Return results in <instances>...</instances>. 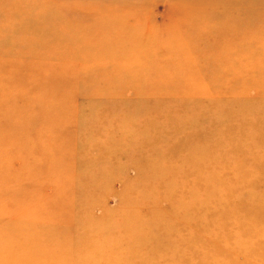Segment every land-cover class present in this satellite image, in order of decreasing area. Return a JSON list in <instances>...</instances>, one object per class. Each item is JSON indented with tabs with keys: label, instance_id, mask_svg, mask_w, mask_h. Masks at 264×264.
Returning a JSON list of instances; mask_svg holds the SVG:
<instances>
[{
	"label": "rangeland",
	"instance_id": "rangeland-1",
	"mask_svg": "<svg viewBox=\"0 0 264 264\" xmlns=\"http://www.w3.org/2000/svg\"><path fill=\"white\" fill-rule=\"evenodd\" d=\"M209 1L0 0V264H264V0Z\"/></svg>",
	"mask_w": 264,
	"mask_h": 264
},
{
	"label": "bare ground",
	"instance_id": "bare-ground-1",
	"mask_svg": "<svg viewBox=\"0 0 264 264\" xmlns=\"http://www.w3.org/2000/svg\"><path fill=\"white\" fill-rule=\"evenodd\" d=\"M204 5H205L204 7H207V8H204L202 6V9H199L197 7H199L200 5H197V4H194L191 6H189V5H187V6L184 5V6H185V8L189 9V13H187V14H190L192 18L194 17V15H195V17L198 18L199 15L202 14L205 16L208 15L213 20H219V19L223 18V17H221L223 15V11L233 12V11H231V10H233V8L230 5L225 6L223 4H213V2L211 0L209 2H205ZM243 5L244 4L239 5V6H235V10L236 11L241 10V9L244 10ZM204 11L207 14H205ZM261 14H264V12H261ZM193 21H195V20H193ZM209 28L210 27H207L206 30L203 28L202 30L205 32L211 33V35L213 34V36L215 38H221L222 37L219 33H216L217 32L216 25H214L211 28V30H209ZM112 40H113V42L110 44V46L109 45L106 46V48H105V49H107L106 52L100 57H101V60H104L105 62H110V63L114 64L115 66H119V64H121V63L123 66H126L128 64L131 65V63H129L131 54H129L128 50L125 51L128 53H125L123 51L124 48L120 46L123 44H125V46H127L129 44L132 46V51L134 52L133 56H136L135 60L138 61L140 58H142L143 60H144V58H148V60H144V61L147 63V65L149 64V68H158L155 64H159V63L163 62L165 64V68H164V70L160 69L161 71H163L164 73H167V72H175L176 73L178 69L183 67V64L181 62L182 59L179 57V53L177 52L178 44L174 43L172 40H169L165 43H162L161 46L158 45L159 46L157 49L158 51L155 54L149 52V51H151V52L154 51V49L152 47H149V48L147 47V50H148L147 52L142 51V49H141V52H137L136 49L141 47V43L137 39L136 35H134L133 37L127 36L126 40H125L124 35H120V33H118L115 36L114 35L112 36ZM225 41L227 43L228 49H226V52L223 55H224V57H227V56L229 57L230 54L232 53V47H234V45H235L232 43L235 41L232 39L230 40L228 35L225 36ZM243 43H245V42L240 43V45ZM168 44H170V45H168ZM172 44H173V46H172ZM216 45H218V42H216L213 45V47H212L213 50H217ZM240 45L236 47L239 49V51H241L240 48L241 49L244 48V45H241V46ZM186 48L189 50L187 45H186ZM236 48H234V49H236ZM174 49H176V50H174ZM222 50H224L223 47H222ZM109 51H111V53L114 54L113 57L108 56L106 54V53H109ZM234 52H236V51L234 50ZM152 56H154L155 58L152 59L151 58ZM96 58H97V56H95L93 58H88V60H92V59H96ZM156 70H158V69H156ZM152 71H154V69H152ZM149 72H150V70H149ZM149 72L146 71V73H148V74H149ZM153 73H154V75L157 74V72H153ZM153 73H152V75H153ZM160 73L161 72H158L159 77L161 75ZM149 75H146V79L151 81L149 78ZM152 75H150V76H152ZM154 75L152 76V79H154L153 78ZM155 77H157V76H155ZM159 77H157V78H159ZM143 82H144V80H143ZM0 241H2V240H0ZM10 243L8 245L14 246V244H10ZM9 247H11V246H9ZM9 247L6 246L7 250L4 249L5 253H7L3 256L4 260L6 262H9V260L14 259V258H11L13 253L11 251H9ZM1 250H3V249H1Z\"/></svg>",
	"mask_w": 264,
	"mask_h": 264
}]
</instances>
